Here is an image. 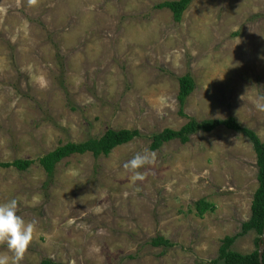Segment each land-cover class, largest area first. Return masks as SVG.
Here are the masks:
<instances>
[{"label":"rangeland","instance_id":"1","mask_svg":"<svg viewBox=\"0 0 264 264\" xmlns=\"http://www.w3.org/2000/svg\"><path fill=\"white\" fill-rule=\"evenodd\" d=\"M164 1L0 0V162L108 129L140 131L108 156L63 159L49 186L38 162L0 165V203L16 198L36 222L22 264H210L251 217L259 170L244 131L150 145L191 117L233 116L264 141L254 104L264 97V0H192L180 22L155 7ZM186 73L196 85L180 114ZM145 150L151 163L134 181L124 164ZM201 199L215 210L198 215ZM157 236L173 245L151 244ZM257 237L250 230L231 247L254 251ZM0 255L11 256L6 245Z\"/></svg>","mask_w":264,"mask_h":264},{"label":"trees","instance_id":"2","mask_svg":"<svg viewBox=\"0 0 264 264\" xmlns=\"http://www.w3.org/2000/svg\"><path fill=\"white\" fill-rule=\"evenodd\" d=\"M192 0H167L156 4V8H169L175 21L180 22L184 11L188 8ZM180 88L178 100L180 102V114H183V106L186 99L191 95L195 89V80L190 73H186L179 78ZM224 126L229 129L242 130L248 136L253 144L256 152L257 166H258V182L259 185L254 194L251 217L242 223V229L234 236L226 235L223 239V244L219 250V257L212 260L210 264H261L259 260V240L263 234L264 229V141L260 139L258 134L251 129L242 128L236 119L232 116L226 119L209 118L204 120H197L191 117L180 129L166 128L161 132L154 133L151 136L150 149L158 150L161 146L174 139H179L182 143L188 142L191 135L198 131L210 132L213 129ZM140 136L138 129H108L105 135L101 137H91L84 142H72L59 145L56 149L44 153L38 159H22L16 158L14 161L0 162L3 167H15L19 170H26L32 164L38 162L46 173V180L44 185L49 186L55 181L57 167L63 159L77 153L84 154L92 152L94 156L101 155L108 156L110 152L117 146L126 144L136 137ZM48 188V187H47ZM197 214L202 216L208 210H215V204L207 202L203 199L196 202ZM250 230H255L258 233L256 238L257 248L254 251L243 253L231 247L237 236L247 234ZM151 244L155 246H172V242L163 236L152 238ZM264 261V254H263ZM39 264H62L52 261L51 259H44Z\"/></svg>","mask_w":264,"mask_h":264},{"label":"clouds","instance_id":"3","mask_svg":"<svg viewBox=\"0 0 264 264\" xmlns=\"http://www.w3.org/2000/svg\"><path fill=\"white\" fill-rule=\"evenodd\" d=\"M38 5V0H27L29 8ZM27 71V69H22ZM41 84V87H44ZM243 99V97H242ZM259 111H264V97L254 101ZM151 163L147 151L136 153L132 159L124 164V167L133 173L134 181H142L144 176L138 171L145 165ZM19 201L12 198L7 202L0 203V246L6 245L9 255H0V264H22L30 244L34 239L36 222H26L18 214Z\"/></svg>","mask_w":264,"mask_h":264},{"label":"water","instance_id":"4","mask_svg":"<svg viewBox=\"0 0 264 264\" xmlns=\"http://www.w3.org/2000/svg\"><path fill=\"white\" fill-rule=\"evenodd\" d=\"M263 254H264V229H263V234L261 235V239L259 240V260L261 264H264Z\"/></svg>","mask_w":264,"mask_h":264}]
</instances>
